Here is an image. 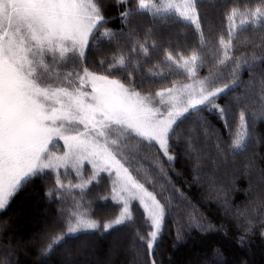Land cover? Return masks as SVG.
<instances>
[{"label": "trees", "instance_id": "16d2710c", "mask_svg": "<svg viewBox=\"0 0 264 264\" xmlns=\"http://www.w3.org/2000/svg\"><path fill=\"white\" fill-rule=\"evenodd\" d=\"M174 3L181 6L183 0H174ZM260 3L261 0H197L204 36L202 44L196 26L184 21L175 11L158 18L149 12L135 14L129 26L122 24L120 13L135 9V0H128L124 5H118L116 0H100L106 27L118 34V43L93 40L85 51L83 66L101 74L102 59L110 63L113 56L124 54L128 57L127 70L117 71L111 78L127 85L131 73L135 90L144 96L171 88L173 84L178 87L192 84L195 79L209 77L217 71L216 61L221 56L219 39L221 35L227 38L224 17L229 9L233 6L255 8ZM131 29H135L136 35L130 40ZM137 41L148 48L147 55L139 48L132 51ZM234 45L233 56L249 57L251 68H243L238 84L216 101L229 108L228 124L232 131L215 112L193 111L174 126L169 151L175 159L168 162L163 153L157 151L160 166L166 172L164 180L169 182L167 187H172L173 200L151 256L146 242L138 238L139 235L147 237L150 225L133 205V221L107 232L101 227L66 236L45 252L55 236L46 234L55 223L65 226L64 213L74 207V201H80L101 224L122 211L121 205L110 201L107 183L111 181L110 175L100 174L87 189L72 188L62 195L55 189L56 173L51 172L32 177L6 208L0 210V256L7 250L5 264H135L134 260H140V264H153V261L155 264H264V119L259 118V111L264 107L260 99V82L264 80V23L255 29L249 25L238 32ZM194 51L201 59L197 61V75L192 79L185 69L166 59L169 53L175 59L188 58ZM229 77L230 67L217 86H222ZM241 111L246 113L252 135L243 151L232 154L229 147ZM253 114L257 115L256 119L252 118ZM198 118L207 122L210 132H206ZM218 142L224 150L222 155L216 148ZM127 166L133 173L136 171ZM82 171L86 177L90 175ZM60 174L64 176L65 170ZM69 181L79 183L78 179H66L64 183ZM152 186L146 187L154 191L162 203L167 202L164 191L159 192ZM106 198L109 200L105 201ZM177 203L182 207L174 210L172 206ZM194 214L196 223H190ZM112 237L120 242L119 248L114 250H110L108 244ZM130 240L127 251L126 241ZM64 247L68 251L62 254Z\"/></svg>", "mask_w": 264, "mask_h": 264}, {"label": "snow or ice", "instance_id": "6c2138e0", "mask_svg": "<svg viewBox=\"0 0 264 264\" xmlns=\"http://www.w3.org/2000/svg\"><path fill=\"white\" fill-rule=\"evenodd\" d=\"M116 2L124 5L128 0ZM135 4V9L120 13L122 24L130 26L131 17L139 13L149 12L158 18L175 11L184 21L196 26L203 44L197 0H183L181 6L175 5L174 0H135ZM224 19L228 31L227 38L221 35L219 39L221 56L216 61L217 71L209 77L195 79L192 84L179 87L173 84L158 91L156 101L135 90L131 73L127 85L111 78L117 71L127 70L128 57L124 54L113 56L110 63L102 59L101 74L83 67L85 50L93 40L118 43V34L106 27L100 0H0V210L34 176L56 172L55 189L63 195L68 189H87L101 173L108 172L115 176L112 197L122 206V211L101 224L80 201H74V207L64 213L66 230L52 237L45 252L66 236L101 227L107 232L133 221L131 204L138 201L151 229L147 237L138 238L146 242L151 256L173 198L162 203L146 187V183H154L153 179L145 183L133 175L127 166L131 161L125 158L131 153H125L123 146L136 138L138 151L143 142L148 146L154 143L167 161L172 162L175 157L169 151V140L175 132L174 126L186 114L204 109L215 112L232 131L228 124L229 108L216 101L238 84L243 68H251L249 57L233 56L234 39L249 25L255 29L264 23V0L255 8L233 6ZM119 35L124 33L121 31ZM135 35V29H131L128 38L131 40ZM137 48L148 54L144 43L137 41L132 51L136 52ZM166 59L185 69L192 79L197 75V61L201 57L194 51L188 58L175 59L169 53ZM229 67L227 82L217 86ZM260 83V99L264 101V80ZM89 87L91 91L87 90ZM252 118L256 119L257 115L253 114ZM259 118L264 119V107ZM246 120L245 111H241L229 147L232 154L243 151L251 138ZM198 122L205 125L206 132L211 131L203 118H198ZM58 141H63L62 154L52 147ZM216 148L218 154L224 153L219 142ZM85 161L92 166L87 177L82 171ZM61 168H71L79 183L65 184L57 171ZM159 170L166 175L162 166ZM190 223H196L195 214Z\"/></svg>", "mask_w": 264, "mask_h": 264}, {"label": "rangeland", "instance_id": "374dc122", "mask_svg": "<svg viewBox=\"0 0 264 264\" xmlns=\"http://www.w3.org/2000/svg\"><path fill=\"white\" fill-rule=\"evenodd\" d=\"M87 90L91 91L90 87ZM149 96L154 97L156 101L159 100V98L156 97L155 94L154 95H149ZM185 99H186V97H185ZM155 106H159V105L156 104ZM80 127H81V129L83 128V126H80ZM191 134H194V130L191 131ZM113 138H115V134H113ZM137 140H138V138L132 139V140L128 141L126 145L123 146V150H124L125 153H131L130 156H126L125 158L130 160L131 163L129 165L133 169H136V171L133 173V175L137 176L138 179H140L142 182H145V183H146V181L148 179H153L154 183H152V184H147L146 183V186L153 185L152 186L153 189H155V187H157L159 192L160 191H164L163 197L167 201L169 197H172V194H171V188L172 187L171 186L167 187L169 185V182L164 180L163 175L160 173V170H159L160 161L157 158L158 157V152H157L158 151V145H155L153 143L152 146H148V144L146 142H143L141 144V147H140L139 151H138L137 150ZM52 147H53L54 151L58 150L57 154H62V152L64 150L63 149V141H58ZM83 169L86 170V172L91 175L92 166L90 164H88L87 161L84 162ZM64 170H65V174H64V176H62V177H64V180H66V179L67 180L68 179L75 180L76 179V173L71 168H67V169L61 168V169H58L57 171L59 173H62ZM101 174H106L107 176L110 175L108 172H104V173H101ZM110 177H111V181L107 180L108 190L111 193L110 201L116 203L115 200L112 197V181L115 179V176H114V174H112V175H110ZM108 200L109 199L106 198L105 201H108ZM131 205L135 206L143 214V216L145 218L143 208L139 205L138 201L132 202ZM181 207L182 206L179 205L178 203H177V206H174V205L172 206V208H174V210H177L178 208H181ZM186 221H187V219H186ZM65 230H66V224H65V226H61V225H58V224L55 223L54 226L50 229L49 233L46 234V236L51 235V233H53V235H58L59 233L64 232ZM126 242L127 243H126L125 247L126 246L128 247V248H126L127 251H128V250H130V244H128V242L130 243L131 240L130 241H126ZM108 244L110 246V250H114L118 246H120V242H118L117 239H114V237H112L110 239ZM77 247H79L78 249L82 248L81 243H79V245ZM74 249L72 250V252H74ZM6 251L7 250L2 251L3 253L1 252L0 264H5L6 263V261L4 260L6 254H7ZM67 251H68L67 247L62 248V254L66 253ZM134 263L135 264H140V260L139 261L137 260V262L134 260Z\"/></svg>", "mask_w": 264, "mask_h": 264}]
</instances>
